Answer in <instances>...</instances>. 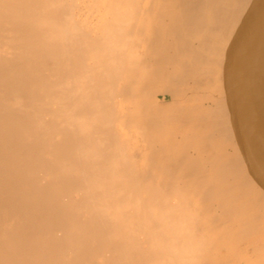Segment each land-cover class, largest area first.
<instances>
[{"label":"bare ground","instance_id":"6f19581e","mask_svg":"<svg viewBox=\"0 0 264 264\" xmlns=\"http://www.w3.org/2000/svg\"><path fill=\"white\" fill-rule=\"evenodd\" d=\"M259 2L0 0V264H264Z\"/></svg>","mask_w":264,"mask_h":264},{"label":"water","instance_id":"95a60500","mask_svg":"<svg viewBox=\"0 0 264 264\" xmlns=\"http://www.w3.org/2000/svg\"><path fill=\"white\" fill-rule=\"evenodd\" d=\"M264 0H260L244 21L236 41L230 51L226 65V88L229 106L235 119L236 128L242 142L247 162L255 178L264 186V154L254 158L255 141L245 117L244 96L241 81L240 59L253 29L264 20ZM257 156V155H256Z\"/></svg>","mask_w":264,"mask_h":264}]
</instances>
